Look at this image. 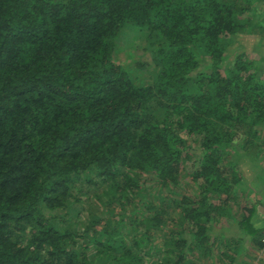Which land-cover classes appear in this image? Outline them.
Returning a JSON list of instances; mask_svg holds the SVG:
<instances>
[{
	"label": "trees",
	"instance_id": "trees-1",
	"mask_svg": "<svg viewBox=\"0 0 264 264\" xmlns=\"http://www.w3.org/2000/svg\"><path fill=\"white\" fill-rule=\"evenodd\" d=\"M263 17L264 0H0V264L264 252L229 161L264 159V55L229 49ZM223 218L238 236L213 234Z\"/></svg>",
	"mask_w": 264,
	"mask_h": 264
},
{
	"label": "rangeland",
	"instance_id": "rangeland-1",
	"mask_svg": "<svg viewBox=\"0 0 264 264\" xmlns=\"http://www.w3.org/2000/svg\"><path fill=\"white\" fill-rule=\"evenodd\" d=\"M262 11V9H261ZM264 18V17H263ZM242 42L238 43L236 41L233 43L230 49V53L233 54L235 51L239 50V47H241V44H245L247 46V49L249 53H254L255 56L253 58L259 59L260 54L264 55V34L262 35H253V36H245L241 37ZM262 46H259L257 43H262ZM137 43V44H136ZM141 42L137 41L133 44H136L135 50L137 53H141L144 55L145 61L149 62L151 58V51L147 49H140L138 50V47ZM124 45V43H123ZM262 49V50H260ZM257 51L258 52L257 54ZM234 57V56H233ZM232 57V58H233ZM260 65L264 67V59L260 62ZM261 67V68H263ZM238 142V141H237ZM245 152L240 151L239 154L233 153L232 156L229 158V161L236 163V167L238 168V174H240V178L246 183V185H243L242 187H248L246 190V193L241 192L239 198V201H236V204H234L233 209L236 214L240 212V210L248 206L253 207L256 205L257 210L260 212L262 217L261 224L264 226V159L262 158H253L251 154L244 155ZM188 165L191 164V162H187ZM263 177V178H260ZM185 183V190H181V194L184 195L187 193L188 190L192 189V184L193 182L191 181V178L186 177L184 179ZM77 185H81L80 183ZM249 185V186H248ZM88 184L85 185V188L83 190H87ZM92 196V193L90 194V197ZM87 197V196H85ZM85 199V198H84ZM89 200V199H88ZM88 200L87 198L85 199L86 203H83L82 207L88 208ZM101 208V207H100ZM99 207L97 208V212L100 213L103 218L105 217L106 214H103V209H100ZM241 208V209H240ZM115 216L116 214L120 213L121 210L119 207L115 206ZM87 217V212L84 211L82 215V220L85 221ZM213 234L215 235H220L224 234L227 238H232L234 236L239 235V231L237 226H234L232 222H230L228 219L223 218L221 221L216 225V228L214 229ZM243 242V241H242ZM239 246H243L246 248L245 253L242 255H233L234 260L230 259L229 256H225V253H231L232 250L226 247L225 245L221 247L220 249H215L214 252L212 253V257L205 256V254H199L196 253L193 257V264H264V252L254 248V244L251 245L247 240H245V243H241Z\"/></svg>",
	"mask_w": 264,
	"mask_h": 264
}]
</instances>
